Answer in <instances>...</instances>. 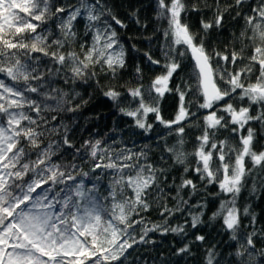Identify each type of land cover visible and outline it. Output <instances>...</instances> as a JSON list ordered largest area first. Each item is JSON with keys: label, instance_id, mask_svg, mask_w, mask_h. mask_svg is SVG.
<instances>
[{"label": "snow or ice", "instance_id": "6c2138e0", "mask_svg": "<svg viewBox=\"0 0 264 264\" xmlns=\"http://www.w3.org/2000/svg\"><path fill=\"white\" fill-rule=\"evenodd\" d=\"M153 2L155 18L166 23L159 29L161 59H153L147 52L144 56L164 71L145 87L137 64L138 86L125 88L129 105L135 107H121L119 111L144 132L153 129L147 120L154 114L155 122L168 130L167 135H175V144L161 145L157 163L152 162L147 145L134 150L126 144L121 147L116 140L95 139L77 147L70 137L71 128L62 119L63 114L79 110L80 105L74 101L80 93L65 91L61 83L69 88L78 81L87 83L95 78L96 67L107 69V74L116 78L126 67V50L116 27L126 29L127 24L118 18L110 0H65L60 5L52 0H0V77H4L0 78V264H65L66 259L67 264H171L163 254L159 260L151 255L157 244L152 234L171 232L186 237L184 224L170 227L168 220L187 211L191 227L196 228L205 223L202 217L207 197L219 199L221 194L226 198L220 200L209 223L222 222L234 250L225 254L213 244L205 249L204 264H264V226L258 225L250 203L238 204L245 190L253 199L264 194V144L256 149L259 137L264 135V0H232L231 4H222L221 0L208 4L204 0L202 6L189 5L188 0ZM205 11L212 17L205 20L201 16L200 36L191 31L187 18L191 12ZM233 11L232 19L244 20V29L238 36L233 34L242 45L240 51L226 55L216 51L213 44L210 52L211 33L223 31ZM138 13L139 9L130 13L137 24ZM49 22L54 23V29ZM81 22L82 33L78 28ZM81 38L79 53L65 51ZM249 46L252 55L244 57L242 53ZM51 48L56 50L49 51ZM132 48L139 51L135 45ZM188 55L195 64V83L173 85L182 59ZM244 60L248 63L238 67ZM166 94L178 97L171 120L161 115L160 105ZM104 95L117 104L122 99V93L114 87ZM193 106L196 112L191 111ZM201 110H207L203 130L196 137V150L189 153L184 150L186 126L199 128V123L190 121ZM221 130L235 136L239 145L217 141ZM67 149L72 150L71 164L53 160ZM165 153L179 165L195 156L196 166H185L183 172L191 171L200 182L206 181L205 188L218 184L219 192L205 193L196 204L185 199L184 189L190 190L191 198L198 194L199 186L183 175L179 184L175 179L168 183L169 169L157 166L164 161ZM78 158L88 159L96 170L111 171L106 199L112 203L105 211L112 215L107 220H102L96 186L86 189L83 180L76 182L73 171L80 167ZM26 176L30 179L25 180ZM170 189H175V196L170 197ZM154 196L162 201L163 224L146 223L142 215L150 209ZM168 198L175 200L174 207L163 203ZM245 219L247 224L243 223ZM205 241L204 235H196L174 255L190 257L191 245ZM141 247L146 257L129 261L132 252Z\"/></svg>", "mask_w": 264, "mask_h": 264}, {"label": "trees", "instance_id": "16d2710c", "mask_svg": "<svg viewBox=\"0 0 264 264\" xmlns=\"http://www.w3.org/2000/svg\"><path fill=\"white\" fill-rule=\"evenodd\" d=\"M65 0H52L53 4L60 5L63 4ZM67 2L75 3L76 0H67ZM222 4H231L232 0H221ZM111 5L118 18L121 19L125 24H127L126 29H121L116 27V30L120 36L121 42L125 46L126 50V67L120 70L119 75L113 78L110 74H107V69L101 71L100 67H96L94 71L96 76L94 79L89 80L87 83L77 82L75 85L69 86L60 84L59 86L64 88L65 91L75 90L80 93V96L76 97L74 104L80 105L79 110L75 113H65L62 115V119L71 128L70 137L72 142L80 147L84 141L95 139H102L104 141L116 140L117 143L123 147L125 144L128 147L138 150L145 145L149 146L151 149L152 162L157 163L161 155V145L167 144L172 146L175 144V135L168 136V130L161 124L155 122V115L149 114L147 123L153 124V129L149 132H144L143 130L137 128L134 124L132 118L127 117L120 113L119 108H129L135 107V104L129 105L128 101L130 97L126 94L125 88H135L138 86V80L135 75V70L137 64L140 65L143 72V84L147 87L150 82L155 78V76L161 74L164 69L160 66H154L150 64L144 53L147 52L152 55L153 59H161L159 43L162 40L159 29L161 27H166V23L158 21L155 18V9L153 0H110ZM196 3L200 6L203 5L204 0H188V4L191 5ZM208 4H212L213 0H207ZM139 9L138 17L139 24H137L130 13ZM201 16L205 20L212 17L210 11H205L203 13L191 12L187 18V22L191 27V31L198 33L200 36L203 32L200 30V19ZM235 16V11L232 12L230 16L226 18L225 28L223 31L216 33L214 30L211 33L208 50L212 51V46L214 44L215 50L222 52L226 55H230L232 51L239 52L242 45L236 39H234L233 34L238 36L239 33L244 29V20L241 18L232 19ZM147 25V27H144ZM49 27L55 28L54 23L49 22ZM79 31L83 32V24L81 22L78 25ZM39 30V29H38ZM151 37V39H147ZM77 41L76 44L72 46L71 49H65V51L75 50L77 53L80 52L79 44L82 41ZM132 45L136 46L139 51L133 50ZM55 48L49 49V51H55ZM242 55L244 57H250L252 55V47L249 46L244 49ZM248 61L244 60L238 64V67H243ZM196 72L195 65L190 57V55L185 56L182 59V67L179 72L175 75V79L171 82L173 85L176 83H181L182 81H188L190 84H194L195 81L192 79ZM258 74V65L257 73ZM4 78V77H0ZM255 80V76L252 77ZM98 82V83H97ZM6 83H10L6 79ZM109 87H114L116 91L122 93V99L120 102L114 103L111 99L106 97L104 93L109 90ZM190 98V97H189ZM202 102V101H201ZM223 103V102H222ZM178 97L175 95L166 94L164 100L162 101L161 115L165 120H171L174 118L177 110ZM247 104V101H244ZM191 111L196 112V107L193 106ZM207 114V110H201L197 117L190 121L191 124L195 125L199 123V128L197 127H187L186 134L184 136L185 146L184 150L186 152H194L197 148L196 137L200 136L203 130V116ZM222 114V113H218ZM253 114H255V108H253ZM257 127V125H253ZM161 138H166L162 140ZM228 140L229 143L239 145L238 139L230 135L228 131H219L217 133V141ZM264 144V135L259 137V143L256 144V149L259 150L260 146ZM164 161H160L157 166L165 167L169 169L168 183H172L175 179L177 184L180 183L181 176L184 178L193 179L195 183L198 184L200 191L197 195L189 198V189H184L182 195L185 199H190L192 204H196L198 200L204 197L205 193L215 194L219 192L218 184L207 185L205 188V182H200L198 177L191 171L184 173L183 169L185 166L194 168L196 166V157L189 156L184 165L175 164L172 156L165 153ZM53 160L57 163L64 165L71 164L72 160V150L67 149L62 155H57L53 157ZM76 163L80 165L79 169L73 171V175L77 177V183L83 180L86 189H91L96 186V196L98 205L100 207L102 220H107L112 213L110 211H105L106 208H110L112 203L108 196L109 191V180L111 179V171L101 168L96 170L93 168L88 159L78 158ZM104 163V162H101ZM248 167H251L250 161L246 160ZM61 170H65L62 168ZM80 172H87V176H82ZM99 177V179H97ZM30 179V177H25V180ZM69 185H72V181H67ZM251 181H249L248 187L250 188ZM40 190L37 189V193ZM37 193H33L36 195ZM169 195L175 196V189L169 190ZM226 197L221 194L219 199L214 198L213 195H209L208 206L205 209V215L202 217L204 224L198 225L196 228H192L190 225V217L187 211L184 213H176L173 217L168 220V226L176 227L178 225L184 224L187 231V236L177 235L169 232L167 235H160L158 233H153V238L157 241L155 246V251L151 252L153 257H157L158 260L163 254L164 257L171 259V264H204L205 249L213 244L219 245V250L223 251L225 254L227 252L234 250V242H229L228 234L222 230V222L217 220L215 222L209 223V217L214 211H216L221 199ZM74 199H76L74 197ZM150 209L143 213L146 223L152 224H163L164 218L160 215L161 203L162 201L156 200L155 196L152 198ZM83 203V201H82ZM168 207L175 206V200L168 198L166 201ZM250 203L253 210L257 214L258 225L264 226V194H262L258 199H253L250 197L248 190L242 192L238 204L244 205ZM196 212V209L192 210ZM139 219V217H136ZM187 221V223H186ZM244 224L248 223V220L243 221ZM142 227V226H141ZM139 231V228H137ZM196 235H204L206 241L201 244L200 242H195L191 245V256L178 257L174 253L176 249L182 247L185 243L194 241ZM229 244L232 246L230 247ZM146 257V250L141 247L138 252H132V255L128 257L129 261H133L134 257ZM65 264H67V259Z\"/></svg>", "mask_w": 264, "mask_h": 264}, {"label": "rangeland", "instance_id": "374dc122", "mask_svg": "<svg viewBox=\"0 0 264 264\" xmlns=\"http://www.w3.org/2000/svg\"><path fill=\"white\" fill-rule=\"evenodd\" d=\"M234 146H236L235 144H234ZM35 196V195H34Z\"/></svg>", "mask_w": 264, "mask_h": 264}, {"label": "water", "instance_id": "95a60500", "mask_svg": "<svg viewBox=\"0 0 264 264\" xmlns=\"http://www.w3.org/2000/svg\"><path fill=\"white\" fill-rule=\"evenodd\" d=\"M193 61V60H192ZM194 63V62H193ZM195 65V64H194Z\"/></svg>", "mask_w": 264, "mask_h": 264}]
</instances>
